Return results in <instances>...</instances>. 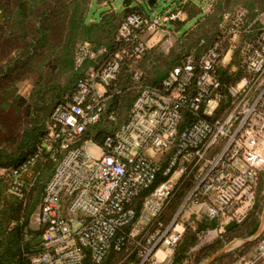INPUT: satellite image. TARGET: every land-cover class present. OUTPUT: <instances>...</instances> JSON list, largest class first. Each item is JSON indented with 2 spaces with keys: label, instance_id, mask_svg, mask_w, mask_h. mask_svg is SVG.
<instances>
[{
  "label": "built area",
  "instance_id": "2783aa9c",
  "mask_svg": "<svg viewBox=\"0 0 264 264\" xmlns=\"http://www.w3.org/2000/svg\"><path fill=\"white\" fill-rule=\"evenodd\" d=\"M186 20L180 8L163 17L135 13L121 23L120 49L113 54L90 42L78 45L75 67L85 70L71 100L53 112L35 155L0 169V185L26 201L42 155L58 162L32 228L42 233V243L30 264H103L111 251L132 245L138 261L116 264H172L184 226L157 220L176 175L193 184L182 208L198 220H219L220 233L254 206L264 174V10L224 15L219 35L200 58L184 56L161 85L144 87L127 123L102 143L86 139L106 110L108 88L126 55L142 59L159 37L169 52L177 37L165 25ZM236 54L247 76L227 86L224 63ZM226 95L232 105L218 115ZM160 177L164 181L145 196ZM257 253L264 257V241Z\"/></svg>",
  "mask_w": 264,
  "mask_h": 264
},
{
  "label": "trees",
  "instance_id": "16d2710c",
  "mask_svg": "<svg viewBox=\"0 0 264 264\" xmlns=\"http://www.w3.org/2000/svg\"><path fill=\"white\" fill-rule=\"evenodd\" d=\"M94 3L98 9L103 8L98 16L91 15ZM210 3L208 13L191 2L179 6L190 20L196 19V25L169 53L149 49L140 60L126 55L117 79L108 88L106 110L100 122L87 130L86 139L102 143L127 123L144 87L161 85L184 56L200 58L219 35L224 15L246 10L252 16L264 10V0H211ZM111 4L112 0H0V169L17 167L35 155L47 134L53 112L71 100L85 70L75 67L78 45L90 42L113 54L120 49L117 32L123 20L131 14H145L142 5L134 0H124L120 12L111 10ZM234 63L241 74V65L236 60ZM136 72L141 74L139 80L134 79ZM238 76L223 71L221 80L229 86ZM26 84L30 88L23 94L20 86ZM231 105L232 98L226 95L223 111L218 115ZM42 158L35 167L39 175L26 201L10 195L0 185V264H30L29 257L36 251L33 244L42 233L31 228V220L58 165L51 154L45 153ZM163 181L160 177L145 196ZM192 188V182L184 183L177 200L181 202ZM177 200L165 207L157 223L168 226L178 209ZM261 213L259 200L237 227L216 233L213 241L202 247L201 236L217 232L219 220L191 217L176 246L172 264H199L236 239L252 238L261 227ZM255 242L243 244L239 258ZM128 249L111 251L103 264L137 262L138 249L135 245ZM224 258L220 256L215 261Z\"/></svg>",
  "mask_w": 264,
  "mask_h": 264
},
{
  "label": "rangeland",
  "instance_id": "374dc122",
  "mask_svg": "<svg viewBox=\"0 0 264 264\" xmlns=\"http://www.w3.org/2000/svg\"><path fill=\"white\" fill-rule=\"evenodd\" d=\"M134 1L136 2L137 5H142L143 12L149 17H155V16L163 17L164 15H169L172 12H176V10L178 8H180V7H177V3L183 2L182 5H186V3H189L188 0H154L153 5L149 6L150 0H134ZM112 3L116 8H120L124 4V0H112ZM111 8L113 9L112 6H111ZM102 9H98L96 4L94 3L92 5V8H91V15L92 16H94V15L98 16V13L101 12ZM204 9H205L204 11H206L207 8H204ZM207 11H208V9H207ZM187 22H188V20H186L185 22L167 23L165 26L167 29H170V31L175 35V38L180 37V39L182 40V38H184L186 35H188V33L191 30V27L193 25V22H189V23H187ZM182 25H185L183 30H182ZM195 25H196V23H195ZM180 30H182V31L178 32ZM160 38L161 37H159L156 41H152L150 43V49H158L160 52H163L165 54L169 53L171 50L176 48V46L180 40V39L177 40V38L174 39L172 49L169 52H164L161 49V45H162L163 41L158 43ZM236 59L242 68L241 56L238 55V58H236ZM243 76H247V74L243 71V69H241V74H239V76L236 77L238 79L235 81V83L239 79H241ZM29 88H30L29 84H26V85L20 86V91H21V93L25 94V93H27V91H29ZM178 179H180V178H178V175H176V176H174V178L172 180V183L174 184V188H173V192H172V194H171V196L167 202L166 208L169 206L170 203L173 204L174 201L177 200V198L181 195L182 191H180V190H181V187L184 183L186 184L189 182L191 184V182L189 181L190 179H185L184 181L183 180L179 181ZM185 196L183 197L181 202L177 200L178 204H179L178 209L176 210V213L174 214L175 216L173 215L174 217L172 216L173 218L170 221V222H172L173 220H176V223H178L180 226L183 225L184 227H186V224L190 221L191 217L194 216L192 214V211L188 210V208L185 210L182 208L183 203H184V201L188 195L186 197ZM259 200H260L261 206H262V213H261V227H260L258 233L249 239H245V240L236 239L235 241L225 245L222 249L218 250L213 256L208 257L207 259L203 260L199 264H264V257L258 255V253H257L258 247L264 241V174H262L260 176L259 184L257 187L256 196H255V203H254V206L248 212L247 216L253 210V208L255 207V204ZM141 206H142V200L140 202H138V209H140ZM37 213H38V209H37L36 214ZM36 214L34 215V217H32V220H31V226L33 228L37 224V221H38V215H36ZM170 222H169V224H170ZM219 224H220V221H219ZM150 228L151 229L149 231V234L151 235V234H153V232L156 230L157 227L154 225ZM223 232H225V228H224ZM216 233H220L219 229L217 232L202 235L199 246L202 247L204 245H208L209 243H211L213 241L212 239H214V237L217 235ZM248 242H255L256 245L252 249H250V251H245V255L239 258V254L244 251L242 248V245L245 243H248ZM220 256H225V258L221 259V260L219 259L218 261H215ZM159 257L161 259H163L164 254L160 253Z\"/></svg>",
  "mask_w": 264,
  "mask_h": 264
},
{
  "label": "crops",
  "instance_id": "0c3cea01",
  "mask_svg": "<svg viewBox=\"0 0 264 264\" xmlns=\"http://www.w3.org/2000/svg\"><path fill=\"white\" fill-rule=\"evenodd\" d=\"M188 1L191 2L192 4H194L195 6L201 8L203 11L205 10L204 8H207L208 11H207V9H206V11H204L205 13H208V12L210 11V6H211V3H210V2H211V0H188ZM204 3H205V4H204ZM182 4H183V2H182ZM179 5H181V4H180V3H177V7H178ZM111 6L113 7L112 10H114V11H116V12H120V11L123 10V6H124V4H123L122 7H120V8H116V7L113 5V3L111 4ZM187 17H188V16H187ZM187 20H188L187 23H189V22H193V25H192V27H191V29H192V28L195 26L196 19H192V20H190L189 17H188ZM187 23H186V24H187ZM186 24H185V25H186ZM185 25H182V30H183V28L185 27ZM182 30H180V31H178V32H181ZM177 38L180 39V37H177ZM179 43H181V39H180ZM238 55H239V54L233 55L232 58H231V56H230V60H227V62L224 63L223 71H229V73H230L231 76H234V75H235V76H238V75H239V68H238V66H236V63H234V60L237 61L236 58H238ZM223 71H222V72H223ZM240 73H241V72H240ZM31 228H33V227L31 226ZM33 229H34V228H33Z\"/></svg>",
  "mask_w": 264,
  "mask_h": 264
},
{
  "label": "water",
  "instance_id": "95a60500",
  "mask_svg": "<svg viewBox=\"0 0 264 264\" xmlns=\"http://www.w3.org/2000/svg\"><path fill=\"white\" fill-rule=\"evenodd\" d=\"M153 2H154V0H150V1H149V5H150V6L153 5ZM237 225H238L237 222H232V223L228 224V225L225 227V231L228 232V231L232 230L233 228L237 227ZM41 243H42V237H38V238L36 239V241L34 242L33 246H34V247H37V246H39Z\"/></svg>",
  "mask_w": 264,
  "mask_h": 264
}]
</instances>
